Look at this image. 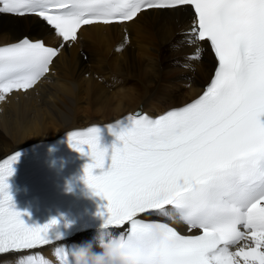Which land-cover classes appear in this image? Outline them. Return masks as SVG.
Returning a JSON list of instances; mask_svg holds the SVG:
<instances>
[{
    "label": "snow or ice",
    "instance_id": "1",
    "mask_svg": "<svg viewBox=\"0 0 264 264\" xmlns=\"http://www.w3.org/2000/svg\"><path fill=\"white\" fill-rule=\"evenodd\" d=\"M182 6L194 11L191 33L210 42L218 61L203 94L155 119L130 114L108 125L121 146L113 145L111 165L100 175L92 171L106 158L97 147L99 128L69 132L68 143L79 152L87 146L92 162L83 179L108 202L103 227L128 225L111 233L120 237L129 264H264V0H2L0 13L36 15L69 42L83 26ZM62 47L27 38L0 46V101L32 88ZM18 155L0 160V254L59 241L48 236L55 219L28 227L13 209L6 180ZM141 214L179 221L200 234L182 235ZM240 241L250 243L230 250ZM65 253L54 250L60 264ZM18 264L51 262L36 253Z\"/></svg>",
    "mask_w": 264,
    "mask_h": 264
},
{
    "label": "bare ground",
    "instance_id": "2",
    "mask_svg": "<svg viewBox=\"0 0 264 264\" xmlns=\"http://www.w3.org/2000/svg\"><path fill=\"white\" fill-rule=\"evenodd\" d=\"M174 11L152 10L128 24L81 28L76 42L69 41L55 58L54 70L47 78L24 93L14 91L0 101V156L55 137L65 129L109 121L139 106L156 114L196 95L209 75L212 59L206 55L200 64L198 58H190L199 47L193 38L181 34L189 29V10L182 7ZM126 26L129 39L123 29ZM28 31L31 39L61 43L55 31L36 16L0 13V44L16 41ZM166 85L171 93L166 96V107L161 108L158 97L166 93ZM185 86L190 92L185 97L173 92L184 91ZM96 236L81 234L66 245L3 255L0 264H18L36 253L51 264H60L54 255L57 247L67 252ZM93 251L99 253L101 249L94 246Z\"/></svg>",
    "mask_w": 264,
    "mask_h": 264
},
{
    "label": "clouds",
    "instance_id": "3",
    "mask_svg": "<svg viewBox=\"0 0 264 264\" xmlns=\"http://www.w3.org/2000/svg\"><path fill=\"white\" fill-rule=\"evenodd\" d=\"M97 147L99 143H97ZM102 150L103 149L101 148ZM99 247V253L93 247ZM62 264H129L122 251L120 237L111 232H100L93 240L78 245L74 250L67 251Z\"/></svg>",
    "mask_w": 264,
    "mask_h": 264
},
{
    "label": "rangeland",
    "instance_id": "4",
    "mask_svg": "<svg viewBox=\"0 0 264 264\" xmlns=\"http://www.w3.org/2000/svg\"><path fill=\"white\" fill-rule=\"evenodd\" d=\"M22 35H27V36H29L30 38L31 37H33V35L31 34V32H22ZM181 34H178V36H180ZM176 37V35H174L173 37H172V39H174ZM171 39V40H172ZM192 75H193V73H192ZM184 88V91H181L180 90V92L178 93L177 92V89H173V92L174 93H176L177 95H180V96H182V97H185V93L188 95L190 92L189 91H187V90H189V88H187L186 86L185 87H183ZM114 89H116V88H112V90H114ZM186 91V92H185ZM169 93H171V89H170V87L168 86V85H166V93L165 94H163V95H160L159 97H158V102L160 103V107L161 108H164V107H166V106H164L165 105V103H166V100H167V98H166V96L169 94ZM189 97H186V99H188ZM175 99V98H174ZM180 100H182V99H180ZM174 103H175V101H174ZM176 103H179V101L178 102H176ZM54 137V136H53ZM46 139H48V138H46Z\"/></svg>",
    "mask_w": 264,
    "mask_h": 264
}]
</instances>
